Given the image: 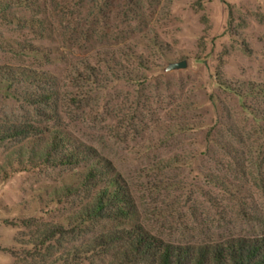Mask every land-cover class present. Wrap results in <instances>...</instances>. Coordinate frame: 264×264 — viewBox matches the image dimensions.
I'll return each instance as SVG.
<instances>
[{
    "label": "rangeland",
    "instance_id": "374dc122",
    "mask_svg": "<svg viewBox=\"0 0 264 264\" xmlns=\"http://www.w3.org/2000/svg\"><path fill=\"white\" fill-rule=\"evenodd\" d=\"M109 1L113 11L97 19L96 3L105 8ZM6 2L0 70L24 69L53 84L0 83V127L50 126L93 147L132 190L138 223L167 241L198 245L264 234V0L0 5ZM105 50L148 57V68L129 66L145 81L111 80L96 89L75 79ZM183 60L186 70L164 72ZM218 78L263 93L226 90ZM49 88L57 92L52 121L47 106L20 99ZM19 148L0 143V264H80L67 254L90 242L98 227L57 235L39 251L34 244L45 231H69L66 220L82 198L50 205L49 195L78 185L81 170L19 172L9 166ZM92 254L81 264L113 260L107 248Z\"/></svg>",
    "mask_w": 264,
    "mask_h": 264
},
{
    "label": "trees",
    "instance_id": "16d2710c",
    "mask_svg": "<svg viewBox=\"0 0 264 264\" xmlns=\"http://www.w3.org/2000/svg\"><path fill=\"white\" fill-rule=\"evenodd\" d=\"M24 1V2H23ZM29 0H21L24 4ZM95 6L96 18L103 21L114 9L113 2L105 8ZM11 7L6 2L0 5V12ZM93 8V7H92ZM93 16V14H92ZM95 64H90L85 72L79 73V82L90 83L96 89L106 87L110 82L124 79L133 83L145 81L143 76L130 69L131 64L148 68L150 60L143 54L132 52L126 58L116 56L114 51L97 52ZM217 77H220L217 75ZM0 83L7 87L16 84H53L43 75L24 69L10 74L0 70ZM218 84L226 90L244 92L245 95L260 94L256 87L224 82L218 78ZM46 94H26L20 99L28 104L44 105L50 109L48 118H55L57 92L52 88L44 90ZM54 113V114H52ZM195 127V126H192ZM188 129H193V128ZM15 142L20 148L13 152L9 161L10 168L16 167L19 172L40 170L41 168H74L81 170L79 183L76 186H63L50 192L49 204H63L68 197H81V204L66 220V227L54 231H45L34 244L36 250L47 246L57 235H88L97 227L99 232L86 245L76 246L67 254L71 260L80 264L89 260L104 248L113 252L110 264H264V234L252 238L232 237L225 241L206 244H176L162 237L149 233L138 223V212L133 192L122 176L117 173L111 161L101 156L93 147L78 140L62 129L50 126H35L26 123L18 126L0 127V143ZM15 165V166H14Z\"/></svg>",
    "mask_w": 264,
    "mask_h": 264
},
{
    "label": "water",
    "instance_id": "95a60500",
    "mask_svg": "<svg viewBox=\"0 0 264 264\" xmlns=\"http://www.w3.org/2000/svg\"><path fill=\"white\" fill-rule=\"evenodd\" d=\"M188 60H183L180 62L169 63L167 67L164 69L165 73L186 70L188 68Z\"/></svg>",
    "mask_w": 264,
    "mask_h": 264
}]
</instances>
